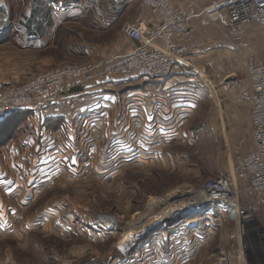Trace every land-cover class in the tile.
I'll return each instance as SVG.
<instances>
[{"label":"crops","instance_id":"0c3cea01","mask_svg":"<svg viewBox=\"0 0 264 264\" xmlns=\"http://www.w3.org/2000/svg\"><path fill=\"white\" fill-rule=\"evenodd\" d=\"M208 1L172 0L178 8L187 10L189 35L202 50L188 56L191 67L176 65L173 73L164 79L125 75L75 83L50 103L14 111L0 121V233L9 219H12L11 224L21 219L19 209L37 199L36 193L49 179L57 175L60 178L66 175L69 179V174L75 172L81 176L84 157L91 159L104 152L99 146L103 133L105 154L112 160V169L119 170L125 165L157 162L143 160L142 152L169 151L177 139L190 141L189 126L200 117V127L196 130L206 133L223 149L221 156L214 159L216 168L207 169L209 174L224 175L236 181L241 197H248L242 183L229 175L234 164V149L243 153L253 147L247 102L238 96L232 83L233 79L244 76L235 47L243 41L254 42L255 47L250 45L244 49L250 47L256 57L261 58L264 34L261 46H256L258 40L251 33L243 41L237 40V33L226 21L212 22L200 11ZM155 17L154 11L142 6L131 22L148 27ZM247 27L257 28L255 25ZM121 36L114 52L102 55L101 62L136 46L128 37ZM6 79L1 76L0 82ZM205 104L207 106L203 107ZM52 123L58 128H52ZM198 175L201 176V172H196L194 178ZM260 208L264 209V198ZM208 211L215 213L219 208ZM191 219L201 218L178 220L177 243L173 238L167 240L163 232L165 239L159 238L161 234L157 229L144 234L143 241L140 237L117 244L116 251L106 259L102 255L78 264H189L195 260L197 248L214 238L220 226L215 223L216 226L209 228L201 222L197 226L198 220ZM173 243L174 251H171ZM223 248L219 249L221 253ZM226 257L232 264H239L235 254ZM226 257L222 255L218 264H224ZM67 264H77V261Z\"/></svg>","mask_w":264,"mask_h":264},{"label":"rangeland","instance_id":"374dc122","mask_svg":"<svg viewBox=\"0 0 264 264\" xmlns=\"http://www.w3.org/2000/svg\"><path fill=\"white\" fill-rule=\"evenodd\" d=\"M50 1L59 0H0V77L7 78L0 86L22 84L60 65L101 62L102 55L114 52L123 24L131 22L142 9L138 0H61L66 10L53 14ZM235 33L239 41L251 33L258 40L256 46H261L258 28L246 27ZM250 45L255 47L254 42L236 44L240 63L253 53L250 47L244 49ZM201 119L190 124V141L177 139L169 151L141 153L143 160L155 159L156 163L125 165L122 170L112 169L103 133L99 146L104 152L91 159L84 157L81 176L79 172L69 174V179L66 175L54 176L36 193L37 199L19 209L21 219L17 223L11 224L9 219L10 225L0 233V264H67L71 260L78 264L102 255L106 259L116 251L117 244L140 237L143 241L144 234L157 229L159 238L165 239V233L167 240L176 242L180 230L170 233L174 227L170 220L156 224L147 233L140 230L156 214L172 212L168 209L171 202L149 210L150 201L197 189L206 179L217 176L207 169L216 168L214 159L223 149L206 133L196 130ZM55 124L51 127L58 128ZM196 172L201 176L194 178ZM187 197L173 199L172 203L187 208ZM188 214L177 218L180 222L188 217L200 218V214ZM255 216L264 227V209ZM218 220L211 217L209 228L216 223L219 229L214 238L197 248L196 258L189 264H218L222 255L236 254L235 224L225 216ZM220 247H224L223 253ZM224 264L232 263L226 257Z\"/></svg>","mask_w":264,"mask_h":264},{"label":"built area","instance_id":"2783aa9c","mask_svg":"<svg viewBox=\"0 0 264 264\" xmlns=\"http://www.w3.org/2000/svg\"><path fill=\"white\" fill-rule=\"evenodd\" d=\"M138 1L145 9L154 11L156 17L148 27L138 22L123 24L121 32L135 42L133 49L104 62L60 65L29 77L22 84L0 86V121L14 111L50 103L75 83L125 75L164 79L173 73L176 65L191 67L188 56L202 50L189 35L187 10L178 8L172 0ZM49 6L53 14L66 10L61 0L50 1ZM200 11L212 22L226 21L233 31L255 25L264 34V0H209ZM241 65L244 76L233 79L232 83L238 96L247 102L253 147L243 153L234 149L229 175L242 183L248 197H241L237 182L229 177H210L199 188L187 190L204 197L201 202L194 201L186 213L170 220L174 223L170 233H176L180 223L174 221L184 214H200L198 221L202 220L201 224L206 226H210L211 217L217 216L220 222L225 216L235 224L238 240L235 255L239 264H264V227L255 216L264 198V54L261 58L254 53L247 54ZM217 207L219 211L215 213L208 211Z\"/></svg>","mask_w":264,"mask_h":264},{"label":"bare ground","instance_id":"6f19581e","mask_svg":"<svg viewBox=\"0 0 264 264\" xmlns=\"http://www.w3.org/2000/svg\"><path fill=\"white\" fill-rule=\"evenodd\" d=\"M187 195L189 196L187 198H189V202H190L189 205L187 206V208H192L193 204H195L196 202H201L202 201L201 198L204 197V195H200L199 193L192 194L191 192H187V193H183V192L182 193L181 192L180 193H176L175 192V193H171L170 195H168L167 197H164L162 199L158 198L155 201H150L149 210L153 209L154 207H156V205H158L160 203H170L171 202L169 204V208L168 209H170L172 212L161 214V215L156 214V217H154L153 219L146 220L145 221L146 223L143 224L142 229L140 230V233H144V232H146V230L148 231L149 228L150 229L153 228L156 224L164 225L165 221H169L172 218L176 217L177 215L181 214L182 212H186L187 208L182 209V203H180V204L178 203L176 205V204H173L172 201H173V199L175 200V199H177L179 197H183V196H187ZM194 201H195V203H194ZM174 202H176V201H174ZM149 215H151V214H149ZM144 217H145V215L143 214V216H141L140 220L142 221L144 219ZM191 220L192 221H196L198 219H191Z\"/></svg>","mask_w":264,"mask_h":264}]
</instances>
